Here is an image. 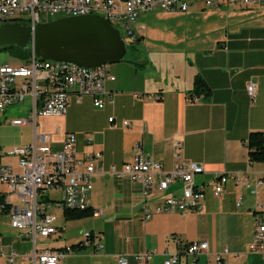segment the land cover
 <instances>
[{
    "label": "crops",
    "instance_id": "obj_1",
    "mask_svg": "<svg viewBox=\"0 0 264 264\" xmlns=\"http://www.w3.org/2000/svg\"><path fill=\"white\" fill-rule=\"evenodd\" d=\"M216 10L204 0H192L188 12L142 13L137 26L143 33L132 57L110 65L116 80L107 87L117 93L114 102L98 109L89 96L72 99L64 116L38 119L39 132L52 135L55 150L62 149L68 133H75L76 151H101L107 170L132 162L139 150L169 170L177 154L205 167L196 178L205 190L200 210L160 212L149 220H143L144 207L181 195L180 184L151 195L146 204L140 184L96 173L89 196L94 215L67 220L61 214L59 233L41 240V250L73 249L59 264H118L119 254L136 264L134 256L143 252H152L150 264H165L171 254L179 255L175 264H263L259 254L248 250L256 212L264 205V188L253 192L264 163L250 162L247 141L251 132L264 133V6ZM7 62L0 57V64ZM197 76L208 84L209 95H194ZM250 83L255 84L254 99L247 91ZM13 119L0 114V161L19 171L18 158L1 146L30 143L34 131L14 126ZM23 130L29 131L24 137ZM221 175L240 181L230 178L217 196L214 186ZM13 229L19 241L13 242L0 226L6 254L13 249L17 264H34L25 257L32 247L23 255L18 252L32 242ZM85 232L97 237L90 245L81 244ZM195 241L208 243L196 257L185 253ZM6 263L0 257V264Z\"/></svg>",
    "mask_w": 264,
    "mask_h": 264
},
{
    "label": "built area",
    "instance_id": "obj_2",
    "mask_svg": "<svg viewBox=\"0 0 264 264\" xmlns=\"http://www.w3.org/2000/svg\"><path fill=\"white\" fill-rule=\"evenodd\" d=\"M192 0H0V23L22 22L33 28L49 22L53 17L79 15H99L121 26L129 34L126 43H135L143 30L137 27L139 16L145 12L163 10L166 12H188ZM209 8L233 6L248 9L264 5V0H204ZM122 35V34H121ZM123 37V35H122ZM116 75L111 67L85 68L63 62H52L36 58L34 53L17 64H0V111L25 104L20 112L25 117H17L12 124L30 126L34 138L30 143L14 146L6 154L18 158L19 171L0 161V221L7 217L10 225L20 236L32 242V249L25 257L34 264H59L72 253L70 247L62 249H39L38 240H45L57 235L60 230L58 213L65 214L67 209H86L93 189L92 177L100 173H109L117 180L129 179L142 186V197L148 199L155 193L166 192L171 184L178 183L181 195L162 197L155 207L146 205L143 220L151 219L156 213L170 211H198L205 198L204 187L197 184L196 178L205 172L201 163L181 159L176 161L171 170L161 162H156L139 150L132 162L122 166H103L101 151L80 155L76 151L77 135L68 133L61 150L52 147V135L39 132L38 119L48 116H64L72 99L80 102L89 96L93 105L104 109L114 102L117 93L109 90V82L115 81ZM249 96L255 98V84H248ZM110 122L114 121L111 117ZM129 125V122H124ZM1 153V151H0ZM1 157V154H0ZM240 179L234 175H221L215 183L214 192L221 195L229 180ZM259 187L264 188V174L253 188L257 194ZM238 202L237 205H239ZM97 237L92 232H85L82 245H90ZM103 248V244H98ZM208 243L195 241L185 248V253L194 257L200 255ZM250 253L259 254L264 264V205L254 218L253 239L249 245ZM0 257H5L6 264H17L18 253L10 250L6 254L0 236ZM118 264H129L126 255L116 256ZM135 257L136 264H150L152 252H143ZM220 259V257L218 258ZM179 262L178 254H171L165 264Z\"/></svg>",
    "mask_w": 264,
    "mask_h": 264
},
{
    "label": "water",
    "instance_id": "obj_3",
    "mask_svg": "<svg viewBox=\"0 0 264 264\" xmlns=\"http://www.w3.org/2000/svg\"><path fill=\"white\" fill-rule=\"evenodd\" d=\"M6 48L91 69L124 61L128 54L119 29L99 15L60 17L34 28L22 22L0 23V50Z\"/></svg>",
    "mask_w": 264,
    "mask_h": 264
},
{
    "label": "trees",
    "instance_id": "obj_4",
    "mask_svg": "<svg viewBox=\"0 0 264 264\" xmlns=\"http://www.w3.org/2000/svg\"><path fill=\"white\" fill-rule=\"evenodd\" d=\"M7 49L13 50L12 52L20 61H25L31 56V53H25L17 48H6L4 50ZM108 67H110V65ZM193 91L194 95L197 96H200L202 94L209 95L210 88L202 77L197 76L194 82ZM247 145L249 148L250 162L264 163V133L260 131L251 132L247 141ZM93 215L94 210L90 206L86 209H67L65 211V217L67 220H78L86 217H91Z\"/></svg>",
    "mask_w": 264,
    "mask_h": 264
},
{
    "label": "rangeland",
    "instance_id": "obj_5",
    "mask_svg": "<svg viewBox=\"0 0 264 264\" xmlns=\"http://www.w3.org/2000/svg\"><path fill=\"white\" fill-rule=\"evenodd\" d=\"M262 6H264V5H262ZM211 9L216 10V9H214V8H211ZM232 9H235V7H233V6H230V8H229V7H220V8H218L216 11L230 12V11H232ZM236 9H238V8H236ZM60 17H61V16L53 17V18H51L49 21L56 20L57 18H60ZM138 19H139V18H138ZM242 20H247V19H243V18H242ZM137 21H138V20H137ZM136 25H137V22H136ZM113 26L116 27V24L114 23ZM121 27L123 28V29H121V31H122L121 34L123 35V38H125V39H129V34H128V32L124 29L123 26H121ZM137 27H138V26H137ZM138 43H139V42H136V43L128 42V45H127V46H128V54H127L128 57H132L130 51H132V50H133L132 48H133L134 46H136ZM12 51H13V50H10V49L3 50V51H1V53H0V57L6 59L7 61H9V62L12 63V64H17V63L20 62V60L16 57V55H15ZM24 105H25V104L22 103V104H20V105L13 106V107L9 108V109L5 112V114H6V116L8 117V119L11 120V119H13V118H17V117H24V116H25V113L20 112V109H21ZM0 114H4V113H2V112L0 111ZM9 124H10V123H9ZM10 125H12V124H10ZM14 126H16V125H14ZM18 127H19V126H18ZM28 132H29V131H24V130H23V134H22V136H23V137L26 136V134H27ZM12 134H13L14 136H17V135H18V132H13ZM18 137H19V136H18ZM9 147L12 148L11 146H6L5 144H2L1 149H2V150H5V149H9ZM61 214H62V213H58V216L61 215ZM62 215H63V214H62ZM5 220H6V221H5ZM5 220L2 222V225H0V226L2 227V229H5V230H6L5 232L8 234V236L11 237V239L13 240V242H14V241H19L18 238H17V236L15 235V230H14L13 228H11L10 226H8L7 221H8L9 219L6 218ZM58 225H59V222H58ZM83 235H84V233H83ZM42 245H43V243H42L41 239L38 240V247L42 248ZM31 247H32V243H28L27 245L24 246V248H21V249L18 250V248L15 246V249L18 250V252H19L20 255H23V254L26 253V251L28 252V250H29Z\"/></svg>",
    "mask_w": 264,
    "mask_h": 264
},
{
    "label": "bare ground",
    "instance_id": "obj_6",
    "mask_svg": "<svg viewBox=\"0 0 264 264\" xmlns=\"http://www.w3.org/2000/svg\"><path fill=\"white\" fill-rule=\"evenodd\" d=\"M108 22H110L112 25L114 24V23H112L111 21H108ZM116 28V27H115ZM109 66V64H106V65H102V67H108Z\"/></svg>",
    "mask_w": 264,
    "mask_h": 264
}]
</instances>
